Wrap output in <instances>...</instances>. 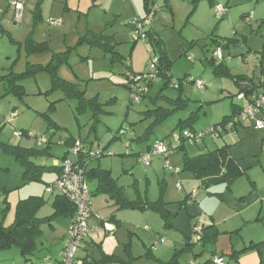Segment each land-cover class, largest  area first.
Returning a JSON list of instances; mask_svg holds the SVG:
<instances>
[{
  "label": "rangeland",
  "instance_id": "374dc122",
  "mask_svg": "<svg viewBox=\"0 0 264 264\" xmlns=\"http://www.w3.org/2000/svg\"><path fill=\"white\" fill-rule=\"evenodd\" d=\"M40 1L27 0L17 21L15 9L7 0H0V20L5 30L0 39V74H7L10 70L21 74L29 65L45 66L55 54L69 51L68 61L59 68V78L80 85L86 91V99L96 98L102 111L94 133L91 131L94 112L88 109L80 113L76 99L63 100L65 96L61 90L51 91L53 81L49 73L39 72L21 81L26 91L23 98L5 96L4 85L0 83V224L11 226L18 202L31 196L44 195L47 201L38 217L53 214L51 203L55 195L44 193V182L54 179L52 168L56 161L62 165L61 159L68 151L62 140L77 138L95 145V151L109 146L105 157L91 161L90 168L106 167L110 152L112 155L133 154L126 159L133 161L134 177L124 179L121 171L115 172L114 177H120L121 185L139 182L143 197L148 193L152 201L162 198L172 203L168 206L173 215L170 227L165 226L158 214L151 212L145 216L125 211L122 215L124 222L116 234L111 235L113 241L108 238L104 244L106 252L110 253L107 255H115L131 264H158L157 260L168 263L175 255L177 264H206L213 254L221 256L225 264H264V245L247 249L252 241L256 244L264 242V211L262 221H256L261 214L259 205L256 203L249 211L251 214L247 219L251 222L255 219L254 222L242 228L237 227L240 221L227 225L223 220L230 217V213L241 220L237 210L243 208L245 201L251 204L258 198L252 192L253 186L247 177L238 180L236 193L232 195L224 184L206 187L189 172L182 171L181 163L177 164L185 153L197 156L216 149L217 145H225L222 138L207 135L205 140L198 142V146L204 149L187 143L186 150L174 153V159L169 158L170 171L164 170L167 161L162 158V164H158V158L154 157L152 166L146 167L135 156L157 141H168L167 136L176 131L181 121L193 118V129L205 132L231 115L233 105L245 107L246 101L239 97L241 86L235 79L251 82L260 73V81L264 83V0H157L155 8L150 6L156 12L152 17L144 10L142 0H43L42 19L36 20L34 13ZM217 8L224 9L225 15L220 16ZM133 20L144 23L147 35L146 40L135 45V30L129 25ZM50 22H58L59 25L52 26ZM148 32L155 34L164 45L161 48L156 46ZM99 36L104 37L99 41L102 46L94 45ZM29 38L37 43L48 42L49 50L29 55L23 46ZM219 46L223 49L224 67L228 72L221 76L215 74L219 62H210ZM111 47L115 52L110 51ZM163 49L171 62L173 81L181 84L182 92L175 88L173 82L163 90L162 80L156 78L149 91L140 95V102H134L127 87L129 79L126 73L132 70L146 74L151 58H159ZM191 80H202L205 89H198L189 83ZM262 90L263 87H256L250 97H256ZM180 96L187 100L186 105L177 102ZM54 102H57L55 109L50 111ZM159 108L178 110L149 131ZM148 111L154 114L149 117ZM16 132L25 135L17 138ZM117 135L120 141L111 143ZM222 136H229L227 142L235 137L232 131ZM45 137L50 139L49 143L41 141ZM247 141L250 149L253 146L252 150L260 153V138L252 134ZM204 142L208 144L207 149ZM1 144L41 151L29 158L34 164L46 168L39 174L40 182L26 183L25 167ZM236 148L233 146V153L240 150ZM116 158L120 160V157ZM241 161L244 168H250L248 172L257 179L258 187L264 188V154ZM139 189L136 185L131 186L127 189V196L136 200ZM183 189L193 196L185 207L180 204L185 198ZM224 189L223 200L219 193ZM242 197L246 199L242 200ZM219 202L225 204L223 208H218ZM95 212H99L98 209ZM213 215L218 224L213 228L205 227V241L195 243L194 225L198 220L201 222V216L209 219ZM117 217L122 219L119 214ZM68 224V220L58 219L53 223L55 228L43 227L44 238L39 242V251L32 257V262H25L20 251L12 248L0 253V264H49L60 260ZM200 224L205 226L203 222ZM160 238L165 242L157 244ZM188 241L192 245L191 250L179 252L185 249ZM237 251L240 252L237 258L232 257ZM76 256L80 264L86 257L90 261L103 258L102 252L94 247L89 252L78 250Z\"/></svg>",
  "mask_w": 264,
  "mask_h": 264
},
{
  "label": "trees",
  "instance_id": "16d2710c",
  "mask_svg": "<svg viewBox=\"0 0 264 264\" xmlns=\"http://www.w3.org/2000/svg\"><path fill=\"white\" fill-rule=\"evenodd\" d=\"M7 1L12 6L13 0H7ZM25 1L26 0H23V3H25ZM42 1L43 0H41L38 3L35 13H34V18L36 20L42 19V15H41ZM143 1H144L145 10L150 13L151 10H149V5L150 4L156 5L155 3L157 0H143ZM165 1L168 2V0H165ZM133 21L129 24L131 27H133L132 26ZM4 34H5V30L0 20V39L4 36ZM148 35H150L152 40L156 43V46H158L159 48L163 46V41L160 39H157L155 34H151V32L150 33L148 32ZM103 39H104L103 36H99L97 39H95L97 43H95L94 45L102 46V44L99 41ZM13 43L15 42L13 41ZM136 43L137 42H134V45ZM23 46L25 47V50L29 55L42 54L49 50L48 42L37 43L32 38H29L25 42V44H23ZM104 50L107 51L106 49ZM110 51L115 52V48L111 47ZM68 58H69V51L65 53H61V54H55L52 60L45 66L29 65L27 71L21 74H16L10 70L7 74H0V83L4 85L5 92H6L5 96L12 95L16 98H23L26 95V91H25V88L20 84L21 81L25 80L26 78L35 76L39 72L49 73L53 81V87L51 91L61 90L65 96L63 100L64 99L65 100L66 99H76L78 101L77 110L80 113H83L84 111H87L88 109H91L94 112L95 120L92 121L93 125L91 127V131L95 133L98 122H99L98 116L100 112L102 111L101 108H98L101 104L97 101L96 98L93 100H87L85 97L86 91L82 90L80 88V85L73 84L71 82L62 80L58 76L59 68L62 66V64L68 61ZM158 60H159V63L157 65L156 76L154 77V79H147L143 81L142 90L144 91L142 94L147 93V90L154 85L156 78L162 80L163 90L167 89L170 86V84H172L173 82V85L176 86L175 88H177L179 92H182L181 84L180 85H178L177 83L174 84L173 76L170 72L171 62L169 60L166 50L163 49L162 55L158 58ZM216 61L217 60L213 56V59H211L210 62L213 64H216L215 63ZM218 64L219 65L216 67V70H215V74L217 76L225 75L226 73H228L226 72L225 70L226 68L224 67V60L222 62H219ZM128 74L142 75V73L138 74V73L133 72L132 70L128 71L126 73V76H128ZM255 80H256V77L251 82L250 81L246 82V80L239 78V79H235V82L239 86H242V84H246V83L253 85ZM258 80H259L258 87H262L264 83H261L260 81V73H259ZM130 84L131 83L129 82L127 87L131 91ZM255 89L256 87L253 88L252 93L254 92ZM242 94H244L245 97H249L251 95V94L245 93L241 88L239 95H242ZM169 101L171 100L169 99ZM180 101L182 103H185V105L187 103V100L183 99L182 96H180L177 99V102H180ZM56 103L57 102H54L51 104L50 111L55 109ZM243 108L233 105L232 114L224 117L221 123L212 127L216 129L215 130L216 132L212 136L220 137L223 135V133H229L231 131L234 132L239 126L249 124V123L244 122V123L237 125L231 131H224V132L217 131L220 129L225 130V124L228 122V120L232 118L234 115L240 113V111ZM177 110L178 109L168 110L165 108H159L160 112L156 114V119L150 125L148 130L152 131L155 127L161 125L163 122H165L168 119V117L173 115ZM152 113L154 114L153 111L146 112L147 116L149 117L151 116ZM192 121H193V118H189L188 120L181 121L178 124L179 125L178 128L176 129L178 133H176V131H173V133L168 139V140H171L175 136L174 133H176L177 135L178 134L180 135L181 143H180V148L178 149V151L186 150V145L187 143H189L188 139H186L185 137H182V133L185 131H191L193 133L197 132L196 130L193 129ZM251 126L255 129V127L252 124ZM115 137L119 139L118 135ZM73 141H74L73 139L69 138L66 144L72 143ZM198 144L199 143H195L196 146H198ZM1 145H3L6 152L13 154L16 157V159L20 161L22 165L25 167L24 180L26 181V183L40 182L39 174H41L44 170H46V168L44 166H39V165L34 164L33 162L30 161L29 158L34 153H41V151H38L33 148L27 149L21 146L14 147V146H9L5 144H1ZM90 153L91 151L87 149V146L84 143L83 146H81L80 152L77 153L79 156V160L75 164H79L80 167L85 170L86 183H88L91 180H96L98 183L97 191L100 193L109 195L113 200H115L116 202L115 205L118 207V211H121V210L152 211L158 214L159 216H161V218L165 222L166 227H170L173 225L171 221L173 218V215L172 213H170V211H168L167 209L168 204L165 201H163L162 198L155 202H151L147 199H142V198H139L136 201H128L124 196L123 189L120 186H118L117 181L112 177L109 171H105L100 168H94V169L88 170L87 165L91 161V159H93L90 156ZM61 160L63 163L65 160H69V159L67 158V156H65ZM57 168L59 169L61 173L62 167L60 164L57 167L52 168V169H57ZM182 171L191 173L197 181L201 182L206 187L211 184H214V185L225 184L227 187H230L236 180L240 179L246 174L247 169H241L240 162L236 161L230 156V147L225 145L221 148H217L213 151H209L208 153L199 154L197 156H190L187 153H185ZM50 185L51 184L47 185V187ZM89 193H90V190H89ZM54 195H55V198L52 204L53 214L51 216L44 217V218L38 217V212L46 204V200L44 199V197L33 196V197H29L25 200H21L18 202L16 206L14 223L9 227H5L3 224H0V253L10 250L12 248H17L20 251V255L25 260V262H32L31 260L32 257L35 255L37 251H39L38 244L44 238V234H45L43 230L44 226L49 225L51 228H54L53 223L56 220L66 219L71 222L68 227V230H69L71 224L74 222L77 216L76 207L67 197L58 195V194H54ZM90 198H91V193H90ZM191 199H192V195H189L188 198H186V201L180 202L181 206H184V207L187 206V203ZM91 206L92 205H91V199H90V209L92 212ZM92 218H93V212H92ZM109 221L110 223H113L114 225L118 227L120 226V223L119 221L116 220L115 215H112ZM102 224L104 225L103 222ZM89 225L90 227H92L90 224V221H89ZM93 229L94 228L92 227V231ZM68 230H67V239L65 241V245L68 240ZM92 231L89 233L88 237L90 236ZM88 237L85 238V240L81 243L79 250H81L83 244L88 239ZM204 240L205 238H203V233H202L200 242H203ZM196 243H199V242H196ZM65 245L61 251V259L57 260L55 264H62ZM260 245H264V242L259 243V244L252 243L249 247H247V249L258 248L260 247ZM191 248H192V245L188 241L185 244V249L179 252H186V251L191 250ZM239 253L240 252H233L232 257L237 258V255ZM102 254H103V258L101 260H98V261L91 260L90 261V259L86 257L83 260L82 264H93V263L95 264H111V263L131 264L129 262H126L118 258L115 255H106L103 252ZM215 255L216 254H213L212 259H210L206 264H212V260ZM157 261H158V264H177V255H175L174 258L168 263H165L159 260ZM42 264H46V263H42ZM74 264H77L76 254H75Z\"/></svg>",
  "mask_w": 264,
  "mask_h": 264
},
{
  "label": "crops",
  "instance_id": "0c3cea01",
  "mask_svg": "<svg viewBox=\"0 0 264 264\" xmlns=\"http://www.w3.org/2000/svg\"><path fill=\"white\" fill-rule=\"evenodd\" d=\"M26 1H25V3H26ZM25 3H24V5H25ZM142 3H143V8H144V1L143 0H142ZM151 5L152 4L149 5V10H151L150 13H149V16L151 15L152 12H154V14L152 15V16H154L155 13H156L155 11H153V9L155 8V5H153V7H154L153 9L150 8ZM136 10H137V8H136ZM144 10H145V8H144ZM15 17H16V20L19 21V19H20L21 16L18 17L17 12L15 11ZM163 45H164V43H163ZM189 83L194 84L193 81H191ZM148 91H149V89L147 90V92ZM254 98L255 97L251 98L249 96V97L242 98V100L246 101V105H248V103L251 102ZM233 133H234L235 137L232 138V141H229V142L226 141V139L229 140V136L228 137L227 136L226 137L225 136L224 137L223 136H220V139L222 138V140L224 141L225 145H227V146L230 147V156L233 159H235L236 161L240 162L241 169H246V168H244L242 166V161L241 160H244V158L253 157V156H255V157L261 156L262 157L263 154H264V131H258L256 129H254L251 126V124H246V125L239 126ZM54 134H56V131L54 132ZM174 134L176 135V133H174ZM252 134L261 139V142H262L261 143V146L262 147H261L260 153H257V151L252 150V147L253 146L251 147V149L249 148V145H248V141L247 140H248L249 136L252 135ZM170 136L171 135H168L167 136L168 137L167 139H169ZM71 139H73L74 141L76 140V141L75 142L73 141L72 143L66 144V142L69 140V138H64L62 140L63 144H65L66 147H68V151L65 153V155L63 157L67 156V158L69 160H71L74 163H77L78 160H79V156H78V154L75 153L74 147L76 145H79V144L81 146H83L84 142L82 140L77 139V138H71ZM116 140H119V139H117L116 137H114L113 140L111 141V143L114 142V141H116ZM243 140H245V141H243ZM41 141L43 143H46V142L49 143L50 142V139L47 140V138L45 137V138H41ZM74 143H75V145H74ZM85 144L87 146V149H89L91 152H98V151L103 152V154L99 158L98 157L95 158V159L93 158V159H91V161H93V160H99V159L105 157V151H106L107 147H109V146H105V147H103V149L99 148L100 150L98 149V151H95L94 150L95 145L92 146L89 143H85ZM215 144H217V142H215ZM152 145L146 147V149L143 152H138V153L135 154V156L139 157V159L142 160L143 164H144L143 156H145L150 151V149L152 148ZM204 145L206 146L205 149H207L208 148L207 147L208 144H206L204 142ZM225 145H222V146H218L217 145L216 147L217 148H221V147H223ZM233 146L238 147L236 149H240V150L239 151L236 150V152L233 153V151H234L233 150ZM256 146H257V144H256ZM243 147H245V148H243ZM24 148L32 149L31 147H24ZM198 148L204 149V148H201L200 146H198ZM186 149H187V145H186ZM213 150H215V149H213ZM213 150H209V151H213ZM107 151H109V150H107ZM209 151H207V152H201L200 154L208 153ZM177 152H179V151L177 150L175 153H177ZM132 155L133 154H130V153H128V154H119V155L113 154L112 155V153L110 152L108 154V156H110L109 160H106L105 161L106 164H107L106 167H102V165H98L96 167L90 168L89 167L91 165V163H90L91 161H90L88 163V165H87V169L88 170H91V169H94V168H100L102 170L109 171L111 173L112 177L117 181L118 186H120L123 189L124 196H125V198L128 201H136L137 199L142 198V199H147V200H149L151 202H155V201H152L150 199V197H149L150 195L148 193H146V195L144 197L142 195H140V193H142V191L139 189V187L141 185L139 182L136 181L132 185H129V183H123V185H121L120 184V179H119L120 177H117V178L114 177L115 176L114 174L119 173V171H121V176H123L124 179L125 178H128L129 176L134 177V174H133V171H132L133 170V161L126 159L127 157H131ZM172 155L174 156L175 154H172ZM172 155H171V157H173ZM116 156L120 157V160H118L116 158ZM154 157L158 158V161H157L158 164H162V160H161L162 157L161 156H157V155H155V156L152 157V161H151L152 163H153V158ZM162 159H164V158H162ZM171 159H174V157L173 158H170V160ZM108 161L110 163H108ZM183 162H184V157H183L182 160H178V163H177V164L181 163L182 170H183ZM152 163H151V166H152ZM59 164L60 163H57V161H56V163H55L56 166H54L53 168L57 167ZM118 166L120 167L119 170L116 169ZM170 168H171L170 165L169 166L166 165V167H164V170L165 169L166 170H169ZM178 169L180 170V167L179 166H178ZM249 169L250 168L247 169V172H246V174L243 177H247V179L249 180V183L253 186V191L252 192H255L254 195H256V196L258 195V198L255 196L256 198L254 199V201L251 204H249V202L245 201V204L243 205V208L240 209V210H237L238 214L239 215L241 214L240 215L241 216V220L239 218H234V213H230L229 214L230 217H228L226 219H223V220H225V222H226L227 225L228 224H231V223H237V222L239 223V221H240V223L238 224L237 227L242 228V227L246 226L247 224H250V223L254 222L255 219L251 222L247 218H249L248 216L251 214V213H249V211L251 210V207L254 206L256 203L259 205L260 210H261V214L260 213L258 214V216L256 218V221L257 222H260L263 219V217H261V216H262V212L264 211V188L263 187H258V181H257V179L255 177H253L250 174V172H248ZM53 170L55 172L54 179H50V181L44 182V193H47L46 192L47 185L54 183L58 179V177L60 175V171H59L58 168L57 169H53ZM115 172H117V173H115ZM177 175H179V174H177ZM191 176L194 178V176L192 174H191ZM243 177H241L240 179H242ZM238 180H236L230 187H227L224 184L225 185L224 186L225 189L227 191H229L232 195L236 193V186H238ZM34 183H37V182H34ZM90 185L92 186V189H90ZM134 185H136L138 187L139 191H140V192L138 191L139 193L137 192V195L138 196H137V199L136 200L133 199L132 197H128L127 196V189L130 188L131 186L134 187ZM87 186H88V188L90 190V193H91V205H92L91 207H92V212H93V218L90 220V224H91V226L94 229H93L92 233L90 234V236L88 237V239L83 244L81 250H85V251H88L89 252V250L94 247V248H98L101 252H103L104 254L107 255V254H110V253H107L106 252V249L104 247V244L108 241V238H109V241L110 242L113 241L112 238H111L112 237L111 235H115L116 232H117V228H120V227L114 225L113 223H110L109 220L111 219V216L112 215H115L116 216V220L119 221L120 226H121V224L124 222V219H123L122 215H123V213L125 211H127V212L128 211H131L132 213H141V214H143L145 216H147L148 213H151L152 211H138V210H121V211H118V207L115 205L116 204L115 200H113L109 195H106L104 193H100V192L97 191L98 183H97L96 180L89 181L87 183ZM225 189L221 193H219L223 200L225 198V192H226ZM182 192L183 193L185 192L184 193L185 194V198L181 202L186 201V198H188L189 195H192V194H188L184 189L182 190ZM47 194H49V193H47ZM241 195H242V193L239 196H241ZM31 197H33V196H31ZM37 197H39V196H37ZM41 197H44V195H42ZM54 198H55V196H54ZM192 198H193V196H192ZM44 199H45V197H44ZM241 199L242 200H245L246 198L245 197H242ZM23 200H25V199H23ZM163 201H164V199H163ZM53 202H54V199H53L51 205L53 204ZM190 202H191V200L187 203V205L190 204ZM202 202H203V200H202ZM46 203H47V201H46ZM166 203L168 204V206L172 204L171 202H166ZM224 205L225 204L222 203V202L217 203L218 208H220V207L223 208ZM168 206H167V209H168ZM241 207H239V208H241ZM95 209H98L99 212L96 213L95 212ZM152 213H154V212H152ZM117 214L121 215L122 219L118 218L117 217ZM154 214H156V213H154ZM207 216H205V217L201 216L199 218L201 220V222H203V224H205V226L202 225L203 226V229H205V227L206 228H208V227L213 228L216 224H218L217 223L218 221L216 220V218H215L214 215L212 217H210L209 219L207 218ZM102 222L103 223H108L113 228V231L111 233L107 232L106 229H105V227H104V225L102 224ZM201 222L198 220V222L194 225V228H195V226L197 224H200ZM68 223H69L68 224V227H69V225H70L71 222L68 221ZM203 238H205L204 235H203ZM251 243L256 244L255 241H252ZM216 256L217 255H215L214 257H216ZM218 257H221V256L218 255ZM49 264H55V262H51ZM77 264H80V262L77 261Z\"/></svg>",
  "mask_w": 264,
  "mask_h": 264
},
{
  "label": "built area",
  "instance_id": "2783aa9c",
  "mask_svg": "<svg viewBox=\"0 0 264 264\" xmlns=\"http://www.w3.org/2000/svg\"><path fill=\"white\" fill-rule=\"evenodd\" d=\"M12 6L18 14V17L21 16V12L24 8L23 0H13ZM217 11L220 16L225 15L226 11L224 9L217 8ZM154 12L151 13L150 17ZM50 25L57 26L58 22H50ZM132 26L134 27V42H139L140 40H146L147 35L145 34V25L140 20H134ZM214 58L217 62H222L224 60L223 49L218 47L214 52ZM152 63L149 70L146 74L142 75H133L128 74L129 82L131 83V97L134 102H140V95L143 93L142 84L143 81L147 79H154L157 73V65L159 60L157 57L153 56ZM192 81V80H191ZM176 82L174 81V84ZM193 83L198 89H205V84L202 80L194 81ZM262 92L258 93L256 97L248 103L240 113L234 115L228 120L225 124V130L220 129L218 132L231 131L237 125L241 123L252 124L256 130H264V85H262ZM244 94L240 98H244ZM216 129L211 128L205 132H196L185 131L182 133V137H185L189 140L190 144H195L203 141L208 135H213ZM25 134L22 132H16L15 136L17 138H22ZM28 135V134H27ZM28 136H32L29 134ZM36 136V135H34ZM181 138L180 135H175L171 140L157 141L152 149L143 156V161L145 166H151L152 157L157 155L161 156L167 161V166L169 158L180 148ZM81 145H76L74 148L75 153H79ZM102 155L101 151L91 152L90 156L92 158H99ZM62 170L59 178L50 186L46 188V192L49 194H58L67 197L76 207V219L71 224L68 230V240L65 245L63 252V262L62 264H74L75 254L80 248L81 243L88 237L89 233L92 231V227L89 225V221L92 219V212L90 209V193L88 186L85 180V170L80 167L79 164H75L71 160H65L62 165ZM104 227L107 232L111 233L113 228L108 224L104 223ZM203 233V226L197 224L194 229V242L201 241V235ZM165 242L164 238H160L157 241V244H162ZM194 264V263H193ZM212 264H225V261L222 257H214Z\"/></svg>",
  "mask_w": 264,
  "mask_h": 264
},
{
  "label": "water",
  "instance_id": "95a60500",
  "mask_svg": "<svg viewBox=\"0 0 264 264\" xmlns=\"http://www.w3.org/2000/svg\"><path fill=\"white\" fill-rule=\"evenodd\" d=\"M258 78H259V74L256 75V80L254 81L253 85L252 84H248V83L242 84V86H241L242 90L245 93H247V94H251L252 91H253V88L259 86V80H258Z\"/></svg>",
  "mask_w": 264,
  "mask_h": 264
}]
</instances>
